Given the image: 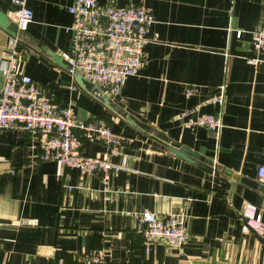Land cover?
Returning <instances> with one entry per match:
<instances>
[{
	"label": "crops",
	"instance_id": "crops-1",
	"mask_svg": "<svg viewBox=\"0 0 264 264\" xmlns=\"http://www.w3.org/2000/svg\"><path fill=\"white\" fill-rule=\"evenodd\" d=\"M70 2L27 0L34 16L19 44L21 70L72 104L80 119L101 117L130 136L123 147L129 169L112 173L106 186L98 173L39 158L38 135L1 129L0 264L70 262L95 249L103 252L100 264H264V241L244 230L241 218L250 202L264 221V180L257 177L264 159V62L249 61L264 0H97L145 3L153 13L142 66L113 99L98 97L66 70ZM14 7L0 0L12 20ZM10 34L0 25V65ZM221 93L222 103L206 101ZM187 107L222 111L219 133L185 125L179 115ZM170 144L186 147L188 157ZM82 150L120 161L98 140L84 138ZM144 208L185 212L183 250L164 239L145 246L134 228V212ZM27 217L37 222L19 223Z\"/></svg>",
	"mask_w": 264,
	"mask_h": 264
},
{
	"label": "built area",
	"instance_id": "built-area-1",
	"mask_svg": "<svg viewBox=\"0 0 264 264\" xmlns=\"http://www.w3.org/2000/svg\"><path fill=\"white\" fill-rule=\"evenodd\" d=\"M13 2L17 28L9 35L7 55L0 65L3 75L0 130L15 128L38 135L39 158L77 167L83 173H98L107 186L112 173L129 169L123 147L130 143L131 137L112 129L101 117L80 119L72 104L60 103L50 87L40 85L21 70L19 44L34 14L27 0ZM68 11L71 21L64 30L70 34V49L62 53L67 72L92 82L95 94L102 99L119 96L127 77L142 66L146 34L153 21L152 7L145 3L122 6L99 4L97 0H71ZM251 39L254 56L249 61L264 62V4L257 25L251 31ZM192 91L191 87L186 88L187 93ZM206 101L222 103L223 94L212 95ZM221 115L219 110L200 112L187 107L179 116L189 127L203 126L218 134L222 127ZM84 138L101 141L107 153L118 155L120 161L85 153L82 150ZM257 177L264 180V159L257 167ZM63 187L70 190L73 185L64 182ZM134 217V228L142 234L145 246L164 239L183 250L189 240L183 210L161 215L144 208L135 211ZM241 218L244 230L253 229L264 237V221L254 204L245 203ZM36 222L34 217L19 220L21 224ZM102 261V250L95 249L78 253L70 262L59 257L54 264H100Z\"/></svg>",
	"mask_w": 264,
	"mask_h": 264
},
{
	"label": "water",
	"instance_id": "water-1",
	"mask_svg": "<svg viewBox=\"0 0 264 264\" xmlns=\"http://www.w3.org/2000/svg\"><path fill=\"white\" fill-rule=\"evenodd\" d=\"M0 25L3 26L4 28H6L10 33H15V30L17 28L16 22L12 19H10V17L7 15V13L3 10H0ZM51 55H53V59L57 62H60L61 60H63L62 56L57 55L56 53H54L53 51L49 52ZM78 80L81 81V83H84L85 87L92 90L94 89V91H96V87H94V85L92 84V82L86 80L84 77H82L81 75L78 76ZM143 124V123H140ZM170 149L176 154L179 155L181 157H188L189 154V150L184 147V146H176L173 144H170ZM260 239L262 241H264V237L261 236L258 233Z\"/></svg>",
	"mask_w": 264,
	"mask_h": 264
}]
</instances>
